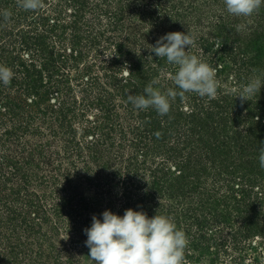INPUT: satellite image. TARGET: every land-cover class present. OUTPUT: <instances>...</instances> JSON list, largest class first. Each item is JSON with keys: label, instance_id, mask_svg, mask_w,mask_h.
<instances>
[{"label": "rangeland", "instance_id": "374dc122", "mask_svg": "<svg viewBox=\"0 0 264 264\" xmlns=\"http://www.w3.org/2000/svg\"><path fill=\"white\" fill-rule=\"evenodd\" d=\"M4 1L0 0V12L4 11ZM71 11V7H65V28H54L45 34L47 43L59 46L58 50L66 52L75 42L84 53L82 59L75 60L74 66L67 64L68 75L63 73L56 79H68V93H59L54 87L42 105L46 108L55 102H65L66 115L48 113L50 110L42 115L32 110L35 119L31 122L29 108H20L17 116L11 113L12 120L15 124L28 120L31 129L37 128V133L20 130L17 136L0 140V259L2 254H6L5 259L11 258L10 263L0 264H94L88 256L90 249L85 244L84 232L90 227L92 216H99L105 209L119 215L128 208L142 209L140 205H127L137 199L133 192L136 187L128 181L126 170L135 154L130 143L135 136L129 132L138 123L135 113L130 119L119 97H114L106 111L109 119L104 121V100L99 103L100 99H107L106 90L118 88L122 81L112 80L104 68L111 66L107 62L117 45L124 47L122 70L141 57L157 72L152 86L164 92L162 83L173 80L178 66L167 61L156 66L158 56L151 49L160 36L188 31L195 42L188 54L215 68L228 57L224 50L245 46L262 37L261 42L264 41V22L261 24L259 12L250 17H235L226 11L223 0H87L78 24H72L73 18L68 16ZM13 18L10 15L0 24V52L8 45L12 48L18 45V35L13 34L15 28H28L26 21L15 24L16 15ZM241 24L244 27L238 31L237 26ZM89 40L94 44L89 45ZM237 48L235 52L239 55ZM79 51L73 50L74 54ZM16 53L7 51L8 56ZM242 56L245 55L241 53ZM86 67L91 68L90 73L84 72ZM256 69L255 73L243 77L244 85L224 84L236 90L250 81L261 80L257 90L260 95L254 100L258 108L264 106V63L260 70ZM17 91L1 83L0 110L4 101L15 104L23 101ZM63 117L70 129L60 132L59 121ZM97 118L99 123L95 126L92 122ZM4 121L11 125L9 119ZM160 159L158 156L157 160ZM127 190L134 198H126ZM162 202L165 208L173 205L168 210L172 214L169 217L178 219L176 226L188 239L184 254L189 257L185 256L184 264H264V233L240 236L241 222L235 211L229 212L230 221L223 223L199 208L194 213L201 223L199 227L194 219L186 218L185 208L176 210L170 200ZM199 202L195 203L201 206ZM187 203L191 205L190 201ZM154 213L164 214L158 209ZM258 223L264 231V205Z\"/></svg>", "mask_w": 264, "mask_h": 264}, {"label": "trees", "instance_id": "16d2710c", "mask_svg": "<svg viewBox=\"0 0 264 264\" xmlns=\"http://www.w3.org/2000/svg\"><path fill=\"white\" fill-rule=\"evenodd\" d=\"M86 1L41 0V7L34 11L21 8L20 0L4 1V11L0 12V24L5 18L4 12L7 11L11 13V18L16 15L15 24L26 21L25 26L29 29L15 28V32L11 31L18 35V45L13 46L14 48L8 45L0 52V63L13 73L8 86L15 87L18 94L24 98L18 104L2 102L0 128L3 130L0 132V140L17 136L20 130L37 133L36 127H32L33 129L30 127V123L35 119L33 111H40L44 115L50 110L48 113L61 112L64 115L65 102H55L53 106L46 108L42 105L47 101L50 89L54 87L59 93H68V79H56L63 73L67 74V64L74 66L75 60L82 59L84 53L75 42L66 52L58 50L56 48L59 46L53 47L47 43L45 34L51 33L54 28H65L63 20L67 17L66 6L71 7L72 11L68 16L73 18L72 24H78L85 12ZM257 11L262 24L264 5ZM262 38L245 46H237L239 55L235 52V47L224 50L228 57L222 59L223 64L216 67L217 77L220 79H217L215 97H201L196 93L178 94L171 100L170 110L165 115H160L153 107L136 109L129 102L130 95L144 94V88L152 83L157 72L151 66H147L148 62L141 60V57L126 64L122 70L125 64L124 47L116 46L112 58L107 62L111 66L104 68L108 69L112 80L122 81L118 88L106 90L107 99H100L99 103L104 100L102 107L104 121L109 119L110 115L106 111L114 97H119L120 105L127 114H130V119L135 113L134 119L138 121L134 127L129 128L130 134L135 136L134 142H130L135 154L131 156L130 164L126 166L127 179L136 187L133 192H136L137 199L130 200L127 205L133 207L140 205L143 209L141 210L149 215H154L157 209L162 210L164 214L160 215L169 217L172 214L170 215L168 210L173 205L165 208L162 200H170L171 204H175L176 210L180 207L185 208L186 218L194 219L199 227L201 226V223H198L199 218L197 215L194 216L199 208L206 211L214 220L223 223L229 222L231 217L229 212L235 211L241 222L240 236L246 238L251 234L264 233L258 227L260 209L264 205V168L259 164L260 149L264 147V106L260 105L257 108L256 103L254 104L259 93L256 92L247 102L241 103L237 97L243 86L233 90L232 86L224 84V82H230L232 85L243 84V77H247L256 68V70L262 68L264 63ZM87 43L94 44L93 40ZM12 50L17 53L8 56L7 51ZM73 50L80 51L74 54ZM21 52L26 53L25 56H22ZM241 53L245 56L240 57ZM155 61L156 66H159L166 58L158 57ZM127 69L131 75L124 77L123 73ZM90 70V67L84 68V72L90 73ZM230 72L234 76H230ZM162 85L164 92L169 88L176 89L172 79ZM176 91L179 93V89ZM23 107L29 108L31 122L21 118L22 121L15 124L11 113L17 116L16 111ZM115 117L118 119V114ZM4 119H9L11 125L5 124ZM64 120L63 117L59 121L60 132L70 129V125H65ZM92 123L96 126L99 123L98 118ZM108 134L109 131L105 136ZM158 156L160 160H157ZM124 193L126 198L127 196L134 198L130 190ZM187 201H190L191 205H188ZM196 201H200L201 206L196 205ZM171 219L176 225L179 224L178 219L172 217ZM5 255L2 254L0 262L10 263L11 258L5 259Z\"/></svg>", "mask_w": 264, "mask_h": 264}, {"label": "clouds", "instance_id": "9594fccd", "mask_svg": "<svg viewBox=\"0 0 264 264\" xmlns=\"http://www.w3.org/2000/svg\"><path fill=\"white\" fill-rule=\"evenodd\" d=\"M226 11L235 17H250L264 5V0H223ZM19 6L25 10H37L41 0H20ZM11 13L5 11L4 17ZM244 25H238L239 31ZM194 39L184 32H168L158 38L152 51L167 63L178 66L173 76L176 89L169 88L161 92L149 84L144 94L130 95L129 102L139 110L155 108L165 115L171 107V100L178 94L196 93L201 97L213 98L217 94V70L196 55H189ZM186 46H190L186 51ZM219 48L220 45L217 44ZM124 77L131 75L129 69ZM12 71L0 65V83L10 84ZM261 80L246 84L238 95L241 103L253 97ZM259 164L264 168V147L260 149ZM86 246L90 249L89 258L94 264H184L188 239L183 230L177 228L172 219L165 215L149 217L142 210L128 208L123 215L105 209L99 216L93 215L90 227L84 229Z\"/></svg>", "mask_w": 264, "mask_h": 264}]
</instances>
